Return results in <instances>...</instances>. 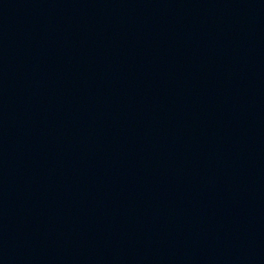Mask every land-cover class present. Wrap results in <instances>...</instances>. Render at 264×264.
I'll list each match as a JSON object with an SVG mask.
<instances>
[{"label": "water", "instance_id": "1", "mask_svg": "<svg viewBox=\"0 0 264 264\" xmlns=\"http://www.w3.org/2000/svg\"><path fill=\"white\" fill-rule=\"evenodd\" d=\"M0 264H264V0H0Z\"/></svg>", "mask_w": 264, "mask_h": 264}]
</instances>
